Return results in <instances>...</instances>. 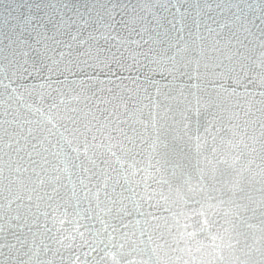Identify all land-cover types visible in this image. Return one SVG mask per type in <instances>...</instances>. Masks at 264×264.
<instances>
[{
  "label": "snow or ice",
  "instance_id": "1",
  "mask_svg": "<svg viewBox=\"0 0 264 264\" xmlns=\"http://www.w3.org/2000/svg\"><path fill=\"white\" fill-rule=\"evenodd\" d=\"M0 264H264V0H0Z\"/></svg>",
  "mask_w": 264,
  "mask_h": 264
},
{
  "label": "water",
  "instance_id": "2",
  "mask_svg": "<svg viewBox=\"0 0 264 264\" xmlns=\"http://www.w3.org/2000/svg\"><path fill=\"white\" fill-rule=\"evenodd\" d=\"M161 77H160V74L159 73H157L156 74V79H160Z\"/></svg>",
  "mask_w": 264,
  "mask_h": 264
}]
</instances>
